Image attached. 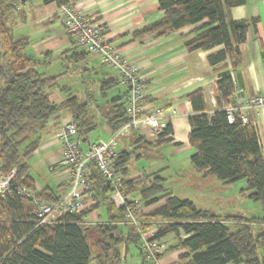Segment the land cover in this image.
I'll use <instances>...</instances> for the list:
<instances>
[{
  "label": "trees",
  "instance_id": "obj_1",
  "mask_svg": "<svg viewBox=\"0 0 264 264\" xmlns=\"http://www.w3.org/2000/svg\"><path fill=\"white\" fill-rule=\"evenodd\" d=\"M26 1L0 0V36L6 45L5 51L0 46V172L16 173L10 190L0 194V264H126L130 248L138 251L144 264L142 237L124 224V211L110 202L113 190L94 163L88 166L95 186L93 199L98 202L96 208L103 205L108 209L110 218L105 223L86 224L85 217L94 207L64 216L53 226L37 228L34 203L18 194L20 188H26L43 201L58 202L48 190H38L27 159L38 149L42 132L63 109L68 110L81 137L95 129L90 105H82L76 98H70L66 106L52 102L50 91L59 87V78L40 74L37 60L27 52L29 41L11 35L8 15ZM70 2L57 0L59 6ZM245 4L246 0H160L163 18L137 31L134 38L164 37L198 26V36L186 43L188 51L223 46L224 50L208 58L209 64L215 67L230 61L234 70L242 62L240 45L246 41L249 23L234 21L231 11ZM118 84L119 80L101 83V95L106 96ZM217 87L226 101L234 93L231 76H225ZM188 98L194 110L189 119V141L196 150L191 164L197 172L224 185L246 182L248 198L260 202L264 212V156L256 130L239 122L228 124L223 111L209 115L201 90ZM122 101L120 98L108 103L104 115L112 134L129 122ZM172 134L168 123L164 133L150 145L169 143ZM130 159L127 151L119 152L116 168L124 177ZM148 180L150 184L143 190L125 180V194L140 198L144 207L164 201L161 207L146 215L140 212L138 217L146 224L165 222L153 234V240L174 237L177 244L168 251L182 252L178 264H264V216L222 219L168 193L161 177L153 175ZM227 218L237 222L234 229ZM149 228L142 226L140 230L148 232ZM93 250L98 253L95 258Z\"/></svg>",
  "mask_w": 264,
  "mask_h": 264
},
{
  "label": "crops",
  "instance_id": "obj_2",
  "mask_svg": "<svg viewBox=\"0 0 264 264\" xmlns=\"http://www.w3.org/2000/svg\"><path fill=\"white\" fill-rule=\"evenodd\" d=\"M71 2L75 3L89 20L106 27L108 42L137 67L148 87L145 113H150L158 107L171 108L175 112H168L166 119L173 129L171 142L161 146L150 145L156 142L157 138L152 137L148 130L143 134L135 132L119 142L118 151H127L131 156L125 180L133 181L134 187L143 190L150 184L148 178L157 175L165 180L168 193L180 199L182 194L185 198L183 200L193 202L192 196L200 193L198 189L201 183L214 177L197 172L191 164V157L196 150L189 141L192 131L189 119L194 110L188 97L201 90L206 112L209 115L221 112L226 99L219 92L217 83L227 75L232 77L233 88L242 89L244 96L264 93V0H246L245 5L235 7L231 11L234 21L249 23L246 41L240 45L242 62L234 70L230 61L215 67L209 64L208 58L224 50L223 46L209 51H188L186 43L198 36V26L185 28L164 37L135 39L134 34L137 31L163 18L164 14L159 9L160 0ZM21 8L22 22L27 33L17 39L26 38L29 41L27 52L35 57L39 67L45 66L49 69L57 59L64 62L67 69H60L61 71L53 76L41 72L46 77L59 78V87L50 91L52 102L66 106L70 98H76L80 104L90 105L95 129L84 138L93 142L110 138L112 132L105 124L104 115L109 109L108 103L120 98H123L122 102L125 103L126 90L118 84L106 96H102L100 86L103 82L118 81V74L105 68L98 56L85 54L76 47L73 38L61 26L58 17L59 5L56 2L27 0L21 4ZM71 64L74 66L69 69L67 66ZM63 77H67L64 83L61 82ZM250 117L255 124L264 156V113L254 111ZM69 122H73L71 116L67 109H63L42 132L38 149L27 159L38 190H48L58 199L63 194L64 172H51L50 167L61 159L63 147L57 135ZM97 131L98 135L91 140L90 134ZM183 171H188V175H181ZM174 178L186 181L182 184L180 194L172 189ZM97 204L98 202L92 199L88 202L86 210L96 208ZM162 205L164 201L150 207H144L141 203L140 212L146 215ZM101 207L105 206L92 210L85 217L86 224L96 225L108 221V209L105 207L108 214L107 219L103 220L99 214ZM157 221L148 223L151 224L148 231L151 234L164 222ZM166 242L167 239L164 244ZM180 254L182 252H166L162 257V264H178Z\"/></svg>",
  "mask_w": 264,
  "mask_h": 264
},
{
  "label": "built area",
  "instance_id": "obj_3",
  "mask_svg": "<svg viewBox=\"0 0 264 264\" xmlns=\"http://www.w3.org/2000/svg\"><path fill=\"white\" fill-rule=\"evenodd\" d=\"M57 3V0H51ZM58 17L65 32L74 40L76 47L100 58L102 65L118 74L119 83L127 91L125 101L129 122L110 138L96 142L80 136L77 125L69 122L58 133L63 151L59 162L50 167L51 172L62 170L63 194L56 203L41 200L37 193L20 188L18 194L35 205L34 223L37 228L53 226L67 215L82 213L93 199L95 186L89 176L88 166L94 163L113 190L110 202L117 209H123L124 224L137 230L142 237V255L144 264H162L166 246L164 241L153 240V234L143 233L140 213V198H131L125 194V177L117 170L118 147L121 139L132 136L135 132L150 131L151 136L158 138L167 127L168 112L173 109L158 107L145 113V101L148 87L133 65L119 50L107 40L106 27L89 20L75 3L70 2L58 8ZM222 111L228 124L241 123L243 126L255 124L251 121V113L263 111L264 93L244 96V91L234 88L233 95L227 99ZM15 171L9 175L0 172V194L10 190V183Z\"/></svg>",
  "mask_w": 264,
  "mask_h": 264
},
{
  "label": "rangeland",
  "instance_id": "obj_4",
  "mask_svg": "<svg viewBox=\"0 0 264 264\" xmlns=\"http://www.w3.org/2000/svg\"><path fill=\"white\" fill-rule=\"evenodd\" d=\"M22 17L23 14H22L21 5L13 12L11 11L10 14L8 15L9 20L7 26L10 29L11 35H13V37L16 39L26 35L25 33H27L25 25L22 22L23 20ZM2 44H3V37L0 36V46L3 47L2 51H5L6 45L5 44L2 45ZM73 66L74 64H71L67 67L70 69ZM60 69L63 71L67 70L66 67L64 66V62H60L57 59L54 60L52 67L49 69L47 67L45 68V66L37 67V71L40 74L41 72L46 73L47 76H53L59 73L61 71ZM66 79L67 77H63L61 82L64 83ZM93 133L90 134L89 137L91 140L95 139V137L98 135V131ZM188 173H189L188 171H183L181 172V175L187 176ZM184 183H186V181L174 178L172 189L180 194L182 193V189H183L182 184ZM246 188H247L246 182L233 184V185H224V183L219 181L218 179L212 178L201 183L200 188L198 189L200 193L195 196H192V199L194 204L197 206V208L208 211L210 214L221 217L222 219H225L226 217L229 216H242L249 219L262 218L264 216V212L261 203L253 201L250 198H248L250 193L246 191ZM180 196L181 199H185L184 196H182V194H180ZM99 214L102 215L103 220L107 219L108 213L105 207H101ZM226 221L228 222L230 227L234 229L237 222H235L231 218H227ZM141 222H142V226L144 227L147 226L149 228V226L151 225L144 223L142 220ZM157 222L159 223L161 222V220H158ZM162 224H164V222H162L161 225ZM128 228L130 230L135 231V229L130 226H128ZM145 231L142 232L146 234H151L150 232H145ZM165 244L167 246H166V250L164 251V254L168 252L171 246L177 244V240L174 237H169L167 238V242ZM262 252L263 251H261V254H264ZM97 254H98L97 251L93 250L94 258ZM126 264H142V258L138 255V251L135 248H130V252L127 257Z\"/></svg>",
  "mask_w": 264,
  "mask_h": 264
}]
</instances>
